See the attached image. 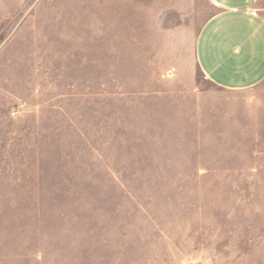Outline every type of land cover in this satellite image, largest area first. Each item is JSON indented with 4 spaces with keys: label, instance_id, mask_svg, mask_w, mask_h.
Segmentation results:
<instances>
[{
    "label": "rangeland",
    "instance_id": "obj_1",
    "mask_svg": "<svg viewBox=\"0 0 264 264\" xmlns=\"http://www.w3.org/2000/svg\"><path fill=\"white\" fill-rule=\"evenodd\" d=\"M208 0H0V264H264V80L213 83Z\"/></svg>",
    "mask_w": 264,
    "mask_h": 264
},
{
    "label": "crops",
    "instance_id": "obj_2",
    "mask_svg": "<svg viewBox=\"0 0 264 264\" xmlns=\"http://www.w3.org/2000/svg\"><path fill=\"white\" fill-rule=\"evenodd\" d=\"M218 11L203 25L197 60L203 73L227 90L264 80V0H208Z\"/></svg>",
    "mask_w": 264,
    "mask_h": 264
}]
</instances>
